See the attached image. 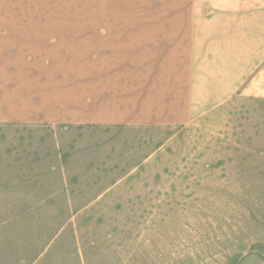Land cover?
Listing matches in <instances>:
<instances>
[{
  "label": "rangeland",
  "instance_id": "1",
  "mask_svg": "<svg viewBox=\"0 0 264 264\" xmlns=\"http://www.w3.org/2000/svg\"><path fill=\"white\" fill-rule=\"evenodd\" d=\"M0 1L1 22L54 24L42 28L45 54L28 51L31 63L49 70L70 48L78 83L98 85L104 35L130 46L170 35L180 46L198 18L236 0ZM69 22L71 42H52ZM191 51L174 62L191 65ZM263 72L234 91L190 88L183 127L0 124V185H19L23 162L30 180L38 168L45 201L43 217H0V264H264Z\"/></svg>",
  "mask_w": 264,
  "mask_h": 264
},
{
  "label": "crops",
  "instance_id": "2",
  "mask_svg": "<svg viewBox=\"0 0 264 264\" xmlns=\"http://www.w3.org/2000/svg\"><path fill=\"white\" fill-rule=\"evenodd\" d=\"M202 7L205 9V4ZM2 20L0 124L183 127L191 122L193 114L190 88L192 91H234L254 72L264 71V3L236 0L225 4L221 13L198 18L197 34L184 38L180 46L174 45L170 35H165L162 42L137 36L132 46L123 35H104L107 58L104 79L98 85L90 77L78 83L70 48L68 60L60 57L62 51L56 52V63L49 70L29 61L28 51L45 54L47 49L42 44L47 40L42 28L54 24ZM65 26L68 30L63 29V34H58L52 42H71L70 22ZM189 49L192 50L191 65L182 58L183 62H174V54L176 57L179 50L182 53ZM231 58L233 62L225 65L226 59L230 62ZM16 59L19 60L14 62ZM50 75L60 77L53 80ZM16 165H19L16 170L20 171V184L0 185V217L12 218L16 211L27 216L38 210L43 217V181L38 168L34 181L23 173L28 171L25 168L28 165L23 162ZM18 175H12L10 181ZM13 204L19 206L13 208Z\"/></svg>",
  "mask_w": 264,
  "mask_h": 264
}]
</instances>
